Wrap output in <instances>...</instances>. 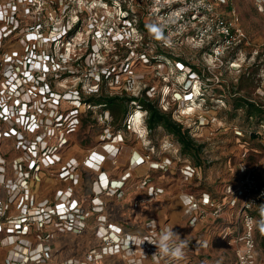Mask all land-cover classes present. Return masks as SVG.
Returning a JSON list of instances; mask_svg holds the SVG:
<instances>
[{
  "label": "rangeland",
  "instance_id": "374dc122",
  "mask_svg": "<svg viewBox=\"0 0 264 264\" xmlns=\"http://www.w3.org/2000/svg\"><path fill=\"white\" fill-rule=\"evenodd\" d=\"M5 1L0 0L1 3ZM166 1L13 0L14 26L10 27L7 20L0 21V64L4 66L0 67V113L2 108H6L3 115L10 121L0 119V170L3 173L0 175V212L5 214L2 220L6 225H9V219L16 218L24 211L34 217L40 209L61 201L66 215L71 213L75 218L83 211L88 213V221L92 217L94 220L97 216L91 214L92 208L102 205L104 210L105 203L114 193L105 190L94 200L93 182L100 178V174L97 177L90 171L88 164L93 160L88 164L84 162L96 150L110 145L116 155V166H112L113 176H118L115 172H123L125 177L132 173L130 182L126 180L122 185L123 195L120 197L128 191L124 200L134 208H128L127 212L126 207L122 206L124 200L111 205L107 211H103L107 212L106 227H110L113 220L134 222L138 217L134 214L137 207V215L142 211L147 222L145 217L155 212L159 206L155 204L159 202L163 213L161 220L159 218L161 223L155 221L158 233L164 227L172 226L182 238L187 237L189 245L184 250V259L180 261L159 253L154 256L157 252L155 246L148 242L141 244L142 238L151 235L142 220V228L131 234L124 229L117 230L122 238L128 234L135 237V241H128L121 252L97 257L88 264L233 263L234 248L219 239L218 233L225 224L237 220L236 213L226 210L219 220H214L209 214L204 218L207 224L201 223L198 231L191 235L188 232L190 216L173 221L169 202L180 191L199 195L207 191L218 198L227 183L250 165L264 161V122L259 127L260 136L253 137L251 131L257 122L246 119L244 108H235V97L239 95L264 105V95L261 94L264 91V16L257 11L256 0H225L222 4L218 3L219 10L235 19L236 26L244 36L238 47L228 50L223 64L209 69L205 48H194L187 44L176 49L161 47L163 29L158 19L160 7ZM124 5L130 9L126 12L127 19L132 20L126 24L120 18ZM139 21L145 24L146 30L143 32L134 24ZM38 24L42 27L35 29ZM63 28L76 30L71 36L65 34L57 38ZM120 33L124 37L115 45ZM142 41L146 42L142 44ZM156 47L196 65L202 71V76H196L178 60H165L157 56ZM116 48L117 55L112 57ZM47 54L52 55L55 71H58L53 77L46 75L47 80L52 77L51 83L48 81L49 86L41 83L45 81L38 79L37 82L41 67L34 69L45 62ZM80 54L85 56L80 59ZM150 55H155V59ZM6 61L10 65L5 64ZM30 62L33 64L32 70L29 68ZM3 71H6L5 74L10 71V75L21 80L13 91V77L3 76ZM29 74L33 79L26 80ZM99 74L103 77L98 83L96 77ZM96 83L99 84L98 88ZM31 88L42 93L32 99L29 94ZM96 88L98 92L95 94L128 98L142 97L145 91L144 96L163 112L173 113V118L190 130L191 137L202 148H199L197 156L184 155L179 142L164 128L149 132L146 125L143 127L145 112L138 105L132 110L130 108L126 122L124 111L118 113L79 102L76 91L79 90L80 95L86 98ZM21 92L29 95L21 96ZM67 93L73 96H65ZM30 99L33 107L29 113L33 114L35 126L28 129L30 121L22 122L21 117L26 116L30 108L24 101ZM19 106L25 109L21 111ZM74 116L79 121L78 127L74 132H68L70 126L67 125ZM60 123L63 125L57 126ZM20 139L35 145L22 150V146L18 145ZM63 141H66L65 144ZM47 145L54 148L60 161L54 168L40 164L35 171ZM41 146L45 148L42 150ZM30 147H36L39 153L31 154ZM133 158L141 163H134V166ZM158 163L163 167L155 168ZM142 164H145V168L136 171ZM69 165V169L73 166L76 168L67 177H60L61 169ZM185 165H195L196 173L188 179L181 173ZM30 167L31 176L26 178L24 170ZM113 178L115 182L118 181L117 177ZM143 179H148L149 184L141 187ZM107 180L106 177L104 185ZM149 185L162 189V193L149 197ZM261 223H264V213L257 216L256 232L257 249L260 259L264 260ZM39 233L44 236L41 229ZM2 238L0 246L8 251L5 255L2 253L0 264L16 263L26 256L31 258L40 243L37 235L21 236L11 244L2 243ZM197 240L201 242L197 243ZM51 242L56 245V252L49 264H58L69 258L82 261L87 252L104 244L97 228H86L82 233L60 232L53 236ZM11 254L13 262L10 260Z\"/></svg>",
  "mask_w": 264,
  "mask_h": 264
},
{
  "label": "built area",
  "instance_id": "2783aa9c",
  "mask_svg": "<svg viewBox=\"0 0 264 264\" xmlns=\"http://www.w3.org/2000/svg\"><path fill=\"white\" fill-rule=\"evenodd\" d=\"M224 2L225 0H167L166 3L160 7L161 14H159L158 19L159 26L163 29V36L160 42L161 45L167 49H176L184 44L194 48H206L209 46L211 49L207 51L208 68H214V66H220L223 64L224 56L228 50L238 47L242 43L244 36L241 29L236 26L235 19L230 16L227 17V15L221 12L217 7L218 3L222 4ZM13 9V0H6L2 3L0 2V21L7 20L10 27L14 26ZM256 9L264 16V0H256ZM123 12L124 13L120 16L121 20L126 13L125 10ZM36 26L37 27H35V29L42 27L40 24ZM69 29L70 28H63L57 38H61L65 34L69 35V33H67ZM122 37H124L123 33H120V35L116 37L117 42L115 45ZM83 56L84 54L80 57V59H82ZM210 60L212 62H210ZM8 63L10 65L9 61H6L5 64ZM232 64H234V61ZM0 67L3 68L4 66H1L0 64ZM40 67L42 72L37 75V82L39 79L41 81H45L43 82V85L49 86L50 84H48V81H51L54 73H56V75L58 73V71H55L52 55L47 54L45 56V62L39 63L36 67H34V69ZM29 68L30 70L33 69V64L31 62ZM3 72V76L9 78L13 77V88H11V91L15 89V86L17 87V85L21 84L19 77L10 75V71H7V74H5L6 71ZM47 74L52 76L51 78H48V80L46 79ZM25 78L26 80L29 78L33 79V76L29 74ZM17 81H20V83L16 84ZM8 82L10 83L11 80L9 79ZM96 85L98 88L99 84L96 83ZM97 88L92 89V91L98 92ZM30 91L31 92L29 94L32 99H36V95H38V93H42L36 91L34 88H31ZM50 91L52 90L50 89ZM50 91L48 93H50ZM76 92L78 94V91ZM21 94L22 92L20 95ZM29 94L23 93L21 96ZM261 94L264 95V91H262ZM32 99H30V101H24L26 105L30 106V108L27 110L28 112L26 116L21 117L22 122L28 123V121H30L28 129L35 126V122H33V114L29 113V110L33 107V104H30L32 103ZM19 108H21V111L25 109L23 106H19ZM5 109L6 108H2L0 119L2 118L6 122L10 123L9 119L5 117V114L3 115V111ZM75 117L77 116H74L67 125L70 126L69 130H67L68 132H74L78 127L79 121ZM62 125L63 123L57 124V126L60 127ZM65 142L66 141H63L62 143L65 144ZM18 145H21L22 150H24L30 145L34 146L35 143H28V141H21L20 139ZM45 147L46 149L40 156L41 160H39L38 168H36L35 171L40 168V164L46 168H54L60 161L59 157L56 156L53 147H48V145ZM45 147L41 146L42 150ZM29 151L31 154L39 153L36 147H30ZM99 151L100 149L96 150L93 154H91L88 161H85L84 163L88 164L92 161V157ZM24 152L26 154V151ZM69 167L70 165L61 169L60 173L58 172L60 177H67V175L76 168V166H73L71 169H69ZM160 167L162 168L163 165L158 163L155 168ZM30 169L31 167L24 170L26 178L31 176ZM1 171L2 170H0V175L2 176L3 173ZM181 173L185 179H188L194 176V173L196 172L195 168H192L190 165H185L181 169ZM102 174L103 173L99 175V179H96L93 182V192L95 194L94 200H96V197L101 195L105 190L112 191V193H114L113 195L117 193L119 194L118 196L123 195L122 185L126 183V180L122 179L121 181L115 182L113 180L109 181L108 179L106 185H104L105 178L102 180ZM112 184L115 186L114 188L112 187ZM148 184V179H143L141 187ZM162 191V189L156 188L153 185L148 186L149 197H156L162 193ZM183 194L186 201V210L190 216L189 226L191 228H194L199 222L200 224H207L208 221L204 220V218L209 214H212L211 218L214 220H219L223 217L226 210L236 213L237 220L233 221L232 224H225L221 231H219L220 233H218V238L226 241L228 245L234 248L235 260L232 264H257V216L264 213V161L250 165V167L244 170L241 175L236 177L233 181L227 183L218 198L214 197L212 193L207 191L201 193V195L194 192H186ZM66 202H68V200ZM95 206L96 207L92 208L93 211L91 214L94 216V214L97 213V217L94 220L89 219V221L86 219L88 213L85 214L83 211L75 218H73L74 214L70 213L66 215L65 206L60 208L59 203L40 209L37 216L34 217H31L30 214L24 211L22 214L16 216V218L13 217L9 219V225H6L2 220L5 216L4 212H0V234H2L3 237L1 239L2 243L11 244L16 242V240L21 236L26 235H37V238L40 239L37 252L34 253L31 258L26 256L24 259L17 260L16 263L11 264H49L54 252H56V245L51 242L52 238L57 233L65 231L82 233L86 228H97L104 244L96 246L90 252H87L85 259L82 261L77 258H69L67 260L59 261L58 264H88L89 262L95 261L97 257L112 254V252H121L123 249L122 247L127 245L128 241L133 242L136 240L135 237L128 234H126L125 238H122L117 231L119 229H114L112 226L107 228L105 224L107 216L103 214V206ZM222 221L223 219L221 222ZM153 222L154 221H149L146 223V227L151 234L147 238L154 239L158 235L156 223ZM40 229L44 233L43 237L40 236ZM196 242L199 243L201 241L197 240ZM144 243L147 244V241ZM10 260L13 262V256Z\"/></svg>",
  "mask_w": 264,
  "mask_h": 264
},
{
  "label": "trees",
  "instance_id": "16d2710c",
  "mask_svg": "<svg viewBox=\"0 0 264 264\" xmlns=\"http://www.w3.org/2000/svg\"><path fill=\"white\" fill-rule=\"evenodd\" d=\"M124 10L125 12H129L130 9H127V7L124 5ZM126 22H132V20L127 19V15L122 17V23L126 24ZM135 26L140 29V32H143L145 29V24L142 23V21H139L138 23H134ZM77 28V27H76ZM75 28H71L67 31L70 35L75 32ZM146 41H142L141 43L144 44ZM161 45V44H160ZM116 47V46H115ZM161 47H163L161 45ZM156 47V52L157 56H162L165 58V60L171 59V60H178V63L181 65H186L194 72V74L198 77L202 76V71L196 67V65L187 63L183 58H179L175 55H172L169 53V51L164 50L166 49L163 47ZM207 51L210 50L211 48L208 46L205 48ZM115 51L112 52V57L117 55V48L114 49ZM143 51V50H142ZM87 53V52H86ZM145 55V53H144ZM85 56V54H84ZM146 56V55H145ZM152 59H155V55H150ZM100 76V74H99ZM96 77V80L99 79L98 83L101 81V78L103 75ZM244 77V76H243ZM50 80V79H49ZM50 82V81H49ZM20 81H17L16 84H19ZM43 84V82H41ZM51 83V82H50ZM242 81H240L239 85H241ZM103 91V89H101ZM144 92L142 93L141 96H132V97H122L120 95H101V94H95L92 93L89 97L83 98L82 95H80V92L78 90V97H79V102L81 103H86L89 105V107H101L104 109H109L110 111L113 112H121L124 111L123 113H126L125 120L127 122V116L130 113V108L131 110L135 108L136 105H139L142 110L146 112V119H145V125L147 129H149V132H153L156 128H164L166 131H168L170 134H172L176 140L179 142L181 145V152L184 155H189V156H197V152H199V148H202L200 145L196 144L194 139L191 137L189 133V129L185 128L183 123L177 121L176 119L173 118V113L171 112H163L157 104H155L153 101L147 99L144 96ZM81 93H83L81 91ZM97 93V92H96ZM66 96H73V94H66ZM236 101V109L237 108H244L245 110V115L246 119L250 122L254 120V122H257V126L251 131L253 137H259L261 134V130H259L260 125L264 122V105L261 103H258L255 100L248 99L243 95H239L238 97H235ZM115 123V121H114ZM111 148H101L100 153H109ZM98 152V153H99ZM195 165L191 166L192 168Z\"/></svg>",
  "mask_w": 264,
  "mask_h": 264
},
{
  "label": "crops",
  "instance_id": "0c3cea01",
  "mask_svg": "<svg viewBox=\"0 0 264 264\" xmlns=\"http://www.w3.org/2000/svg\"><path fill=\"white\" fill-rule=\"evenodd\" d=\"M109 147L111 148L109 153H96L95 156L92 157L93 161L88 164V167L90 168V171H92L93 173L97 174V177H98L99 174L103 173L102 174V177H103L102 180L104 178L108 177L107 179H109V181H112V180L114 181L115 179L113 177H117L118 181H121V179H125L128 182H130V180L132 178V173H130L128 175V177H125V176H123L124 175L123 172H121L120 174H119V172H115V175H118V176H113L112 172L114 170L112 169V166H116L115 161H114L116 155H114V152H112V151H114V150H112L113 149L112 146L109 145L107 148H109ZM114 149H115V147H114ZM139 154L141 155V153H139ZM132 156H134V155H132ZM132 163L135 166L134 163H141V161L140 160H136L135 158H133V162ZM133 165H132V167H133ZM139 168H145V164L140 165L135 170L137 171ZM140 170L144 171L146 169H140ZM116 186H118V185H116ZM112 187L114 188L115 186L113 185ZM127 192L128 191L125 192V196H126ZM118 195L119 194L117 193V194L111 196L110 201L105 203L104 210L109 208L111 205H114V204H117V203L120 204V201L124 200L125 196L120 197ZM124 201H125V203H122V206H124V208L126 207V211L127 212H129L128 208H132V209L134 208L129 203H127L126 199ZM185 202H186L185 201V196H184L183 192H181V191L177 192V196L174 195V197L171 198V201L169 202V206H170L169 207V212L171 213V217H172L173 221L174 220L175 221L176 220H180L181 218H185V217L188 218L189 213L186 210ZM155 205H159V206L155 209V212L151 211L152 212L151 215H148L149 216L148 218L145 217V220H147V222H149V221H154L155 222L156 221L158 223H161L159 221L162 218V213L163 212H162L161 208H163V207H162L161 203L159 204V202L156 203ZM59 207L60 208L63 207L62 201L59 202ZM106 211L103 212V214H105L107 216V214H106L107 212ZM137 212H138V207L135 209V213H134L138 217L135 219L134 222H132V221L128 222L127 220L126 221L125 220H121V221L120 220H113V221L109 220L111 222V226L114 229H119V228L120 229H124V231H126V232H128L130 234L132 232H135V230L138 229V228L141 229L142 225H143V224H141V222H142V220L144 221V218H143V215H142L143 212L141 211L139 213V215H137ZM173 214H176L175 217L173 216ZM94 216H97V213H95ZM159 218H160V220H159ZM92 219H93V217H92ZM147 222L144 221L145 224ZM186 227H187V225H186ZM200 227H201L200 222L194 228H191L189 226L188 230H190V231H188V232H191L190 234L192 235V234H194L195 231H198V229ZM188 232H186V233H188ZM0 237H2V234H0ZM7 251L8 250H7L6 247L0 246V262H1L2 253H3V255H5ZM12 256H13V254L10 255V257H12ZM257 264H264V260L260 259V253L259 252H258Z\"/></svg>",
  "mask_w": 264,
  "mask_h": 264
},
{
  "label": "clouds",
  "instance_id": "9594fccd",
  "mask_svg": "<svg viewBox=\"0 0 264 264\" xmlns=\"http://www.w3.org/2000/svg\"><path fill=\"white\" fill-rule=\"evenodd\" d=\"M145 119L146 112L144 114L143 127L145 126ZM260 230L264 232V223H261ZM145 241L155 246V248L157 249V252L153 254L154 256L159 253V255L161 256L170 257L171 259L176 261L184 259V250L189 245V240L187 239V237L185 236L182 238L181 234L177 232L172 226H167L161 229L154 239H141V244H143Z\"/></svg>",
  "mask_w": 264,
  "mask_h": 264
}]
</instances>
